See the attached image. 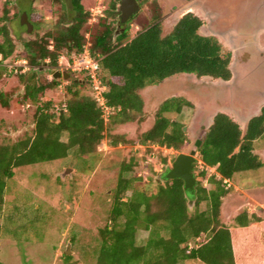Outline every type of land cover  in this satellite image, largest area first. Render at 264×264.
I'll return each instance as SVG.
<instances>
[{
    "label": "trees",
    "instance_id": "trees-1",
    "mask_svg": "<svg viewBox=\"0 0 264 264\" xmlns=\"http://www.w3.org/2000/svg\"><path fill=\"white\" fill-rule=\"evenodd\" d=\"M70 4L69 13L61 3L56 20L42 35L40 26L46 25L42 15L29 10L26 14L33 26V38L21 41L22 50L17 53L19 47L9 25L20 19L22 12L12 0L4 2L0 16L1 62L26 60L27 72L19 69L8 76L17 77L22 87L17 104L34 111L30 134L0 144V238L6 181L14 178L16 169L65 159L72 151L98 160L100 147L117 148L121 144L144 147L146 153L155 147L171 150L173 160L190 144L184 125L176 117L193 104L183 97L162 101L152 124L142 130L148 118L142 92L181 74L221 82L232 77L231 51L216 37L201 33L202 20L190 12L164 33L159 2L138 0L139 8L145 7L149 14L141 32L131 36L135 15L122 24L119 0H107L103 17L90 26L91 15L82 0H70ZM87 43L90 54L101 57L97 74L106 88L102 93L110 110L106 119L87 77L80 79L78 73L67 71V80L47 79L60 58L70 60L73 54L83 52ZM60 83L66 84L62 93L53 95ZM10 96L0 93L2 108L9 109ZM133 123L137 126L135 136L117 132L118 127ZM263 133L264 105L244 130L229 115L217 112L197 149L200 164L195 168L202 180L197 181L191 199L185 196L181 180L162 181L156 172L153 175L158 183L150 178L151 182L138 186L144 157L138 160L132 154L123 159L111 190L107 222L98 230L95 264H264V214L243 210L231 224L225 223L221 214L223 199L234 190L231 182L263 166L253 147ZM161 162L166 166V157ZM152 186L156 187L154 194L149 191ZM139 230L147 232L142 245L136 242Z\"/></svg>",
    "mask_w": 264,
    "mask_h": 264
},
{
    "label": "rangeland",
    "instance_id": "rangeland-1",
    "mask_svg": "<svg viewBox=\"0 0 264 264\" xmlns=\"http://www.w3.org/2000/svg\"><path fill=\"white\" fill-rule=\"evenodd\" d=\"M5 1L0 0V16ZM157 1L162 8L161 23L164 33L170 31L179 17L191 12L203 22L201 33L214 36L225 48L233 49L232 43L237 40H233L232 37L236 31L230 28L219 31V25L224 26V22L225 26L230 25L231 20L227 11L230 4H236L235 0ZM12 3L19 12L28 13L30 10L42 15L46 25L40 26V35L56 20L61 3L69 13L71 11L70 0H61V3L52 0H12ZM106 3L107 0H82L84 8L91 15L89 26L96 23L99 17H103L102 11ZM13 12L14 10H11L10 14ZM148 14L145 7L135 14L131 24V36L141 32L147 23ZM9 28L11 37L19 47L16 50L18 53L22 50L21 41L33 38V29L27 33V29L20 24V19L13 21ZM85 37L88 38V33H85ZM258 45L264 47V37L260 38ZM85 48H88V43ZM238 49L240 48H235L237 52L240 51ZM241 61H233L232 78L228 82L208 81L181 74L168 78L159 85L147 87L142 96L148 118L141 129L149 128L157 106L170 97H183L193 104V108L184 107L181 114L176 117V121L184 125L190 141L184 150L185 153H189L200 131L211 124V118L217 112L229 114L238 120L239 126L243 128L247 118L257 114L258 106L264 102L258 104L250 100L255 91H262L260 89L262 84L258 83L260 75L251 76L247 75L249 70L247 73L241 71L238 64ZM66 62L65 57L60 58L58 61L60 66L58 65L57 69H63ZM6 63H0V93H8L11 96L9 109L0 106V144L15 142L30 134L31 116L34 111L33 108L17 104V95L21 93L22 87L17 77L4 75L3 68ZM76 77L82 79L84 76L76 74ZM50 78L52 79L49 75L47 79L51 80ZM65 85L60 83L53 95H60ZM87 92L90 93V90ZM104 117L108 116L104 114ZM136 128L134 123L128 124L118 127L117 132L133 137ZM63 140H66L65 137ZM253 147L254 152L260 156L263 166L242 173L236 182H231L234 190L223 199L221 206L222 218L227 224H231L234 217L243 210L252 212L259 211L256 210L259 208L264 214V133L253 142ZM154 149L153 152L146 153L145 148L141 146L131 147L122 144L117 148L104 146L98 149V160H93L90 156H78L72 151L65 159L16 169L14 178L6 181L1 217L3 232L0 238V261L4 264H95L98 251L96 246L99 243L98 230L107 222L111 209V190L115 185L119 164L132 154H135L138 160L144 157L143 167L138 173L142 180L137 185L143 186L151 182L150 178L158 183L159 180L153 172L161 174L174 160H172L174 152L156 150V147ZM164 157L167 159L166 166L161 162ZM209 171L211 173L213 169ZM198 173L199 170L194 168L196 180L200 181L202 179L198 177ZM155 183L152 181V184ZM203 184L207 186L205 181ZM149 191L154 194L156 187H150ZM146 237L147 232L139 230L136 235L137 245L144 244Z\"/></svg>",
    "mask_w": 264,
    "mask_h": 264
},
{
    "label": "flooded vegetation",
    "instance_id": "flooded-vegetation-1",
    "mask_svg": "<svg viewBox=\"0 0 264 264\" xmlns=\"http://www.w3.org/2000/svg\"><path fill=\"white\" fill-rule=\"evenodd\" d=\"M230 1H232V0H230ZM137 2H138V0H137ZM236 6H237V3L235 5H233V4L229 5L227 15L230 17L231 23H230V25H227V26H225L226 25L225 22H224V26L219 25V31L221 29L230 28L231 30H237V32L242 34L239 37H236V36L232 37L233 40L236 39L237 41L236 42L233 41V43H232L233 49H231V50L228 49L232 53V60H231V64H230V69H231V65H232L233 61L243 60V61L238 63L240 68L242 69L241 71L247 73V70H249L247 75H251V76L252 75L254 76L256 74L260 75L259 76L260 78L258 79V83H260V85L262 84L260 86L261 87L260 89H262V91H260V90L255 91L254 92L255 94L253 92H251V94L253 93L254 95L250 96V100H252L254 102H258V104H259L261 101L264 102V75H263L264 74V47L261 48L258 45V41L260 40V38L264 37V32L260 33L261 35H259V36L256 34L259 33L260 30H264V28H257L255 26L254 27L249 26L250 22H246V21H241L242 23H239V19L237 17L239 15L240 9L236 8ZM231 11H233V13H230ZM237 23L241 25L239 28L236 27ZM253 24H255V22ZM22 27L26 28L25 26H22ZM231 27H235L236 29L235 28L232 29ZM219 31H218V33H219ZM225 33H227V32H225ZM254 41L257 42L256 47L253 44ZM236 47H239L240 49H238V50H240V51L237 52V50H235ZM237 55H238V57H236ZM231 73H232V71H231ZM208 81H211V80H208ZM263 105H264V103L262 105L260 104L258 106L259 111L257 114H255L253 116H256L259 114L260 109ZM253 116H251V118ZM205 130H202V131H205Z\"/></svg>",
    "mask_w": 264,
    "mask_h": 264
},
{
    "label": "water",
    "instance_id": "water-1",
    "mask_svg": "<svg viewBox=\"0 0 264 264\" xmlns=\"http://www.w3.org/2000/svg\"><path fill=\"white\" fill-rule=\"evenodd\" d=\"M139 9L140 8L137 0H119L118 10L120 12V22L126 23L133 15H135L139 11ZM20 24L26 27L27 33H30L33 29L32 24L28 21L26 13L21 14ZM52 78L54 80H59L61 78L63 80H67L69 79V75L64 71H56L53 73ZM183 131H185V128H183ZM204 134L205 131H201L189 153H178L175 156L174 160L170 163V165L168 167H165V169L160 174V179L162 181L181 180L183 183V192L188 199H191L195 195L197 180L194 174V168L198 163L197 149L200 146L201 139ZM256 210L260 209L256 208Z\"/></svg>",
    "mask_w": 264,
    "mask_h": 264
},
{
    "label": "built area",
    "instance_id": "built-area-1",
    "mask_svg": "<svg viewBox=\"0 0 264 264\" xmlns=\"http://www.w3.org/2000/svg\"><path fill=\"white\" fill-rule=\"evenodd\" d=\"M100 60H101L100 56L98 55L93 56L90 54L88 49L84 48L83 52L78 53V54H73L70 60H67L66 66L63 67L64 70L63 69L58 70L56 68L54 69V71L56 70L64 71V72L69 71L71 73H78V74H82L83 76L87 77L91 87L94 90L95 100L97 101L98 105L102 108L103 113L108 116L110 113V110L107 107H105L104 99L102 97V93L106 90V88H105V85H103L101 81L99 80L98 74H97L99 70ZM47 62L48 61L45 60V63ZM4 68L9 73L10 72L16 73L19 69H21V72L24 73L28 71L29 65L27 64L26 60L20 59L14 63H6V65H4Z\"/></svg>",
    "mask_w": 264,
    "mask_h": 264
},
{
    "label": "crops",
    "instance_id": "crops-1",
    "mask_svg": "<svg viewBox=\"0 0 264 264\" xmlns=\"http://www.w3.org/2000/svg\"><path fill=\"white\" fill-rule=\"evenodd\" d=\"M235 1L237 3L236 8L240 9V11H241V12L239 11V15L237 17L239 19V23H242L241 21H246V22H250L249 26H253V27L255 26L257 28H264V0H239V1L235 0ZM254 22H255V24H253ZM240 26H241L240 24H238V23L236 24L237 28H239ZM235 31L236 32L234 33V36L239 37L242 35L241 33L237 32V30H235ZM262 32H264V30H260V32L257 33L256 35L259 36V35H261L260 33H262ZM228 33L230 35V32H228ZM225 34H227V33H225ZM225 34H224V37H226ZM227 36H228V34H227ZM231 36H233V35H231ZM253 44L255 45V47L257 46L256 41H254ZM225 114H227V113H225ZM227 115H229V114H227ZM250 118H251V116H249L247 118V120L244 122L243 128L240 126V128L242 130H244V128H245V126H246V124ZM232 119L239 124L238 120H236L234 118H232ZM211 121H212V118H211ZM207 128H208V126H207ZM210 170H212V169H210ZM258 212H260V210Z\"/></svg>",
    "mask_w": 264,
    "mask_h": 264
},
{
    "label": "clouds",
    "instance_id": "clouds-1",
    "mask_svg": "<svg viewBox=\"0 0 264 264\" xmlns=\"http://www.w3.org/2000/svg\"><path fill=\"white\" fill-rule=\"evenodd\" d=\"M21 60H22V59H21ZM58 61H59V60H58ZM0 63H1V57H0ZM3 69H4V71H5V72H4V75H5V74L14 73V72H10V73H9V72L6 71L5 68H3ZM56 71H57V70H56ZM56 71H54V70L52 71V73L50 74L51 77H52L53 73L56 72ZM59 72H61V71H59ZM52 79H53V78H52ZM183 128H184V127H183ZM183 153H185V152H183ZM197 153H198V152H197ZM197 164H200L199 156H198V163H197ZM197 164H196V165H197ZM196 165H195V167H196ZM200 168H201V167H200Z\"/></svg>",
    "mask_w": 264,
    "mask_h": 264
}]
</instances>
